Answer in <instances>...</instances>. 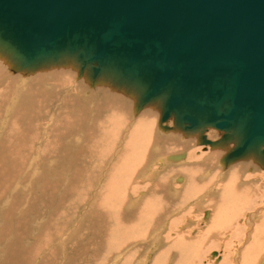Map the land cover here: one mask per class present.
Segmentation results:
<instances>
[{
    "label": "rangeland",
    "instance_id": "obj_1",
    "mask_svg": "<svg viewBox=\"0 0 264 264\" xmlns=\"http://www.w3.org/2000/svg\"><path fill=\"white\" fill-rule=\"evenodd\" d=\"M8 51L9 50L0 47V56H4V62L8 66L6 72L4 74L2 73V76L0 77L2 78L1 81H4L3 83L0 81V90L4 89V83H7L8 79H11L12 76L15 78V80L12 81L13 83H9V88H7V92H5L6 94L3 93L5 95L0 96V264H83L74 262L76 260L75 255L78 253L77 248H80L81 245L85 246V243L92 242L91 239H94L99 235H101L100 237L103 236L106 240L110 238V236L112 238L111 234H113V232L111 231V226L113 221H111V218L113 215L110 213L108 216L105 211H109L107 206H113L116 203V198L113 197V194L117 190H115L113 185H108L107 187H104V185L107 180H110V182L116 181V183H120V181L117 180L120 179L124 169H117L114 171L110 170L113 166V162L116 160V152H120L121 154L123 150L122 146H124V140L126 138L125 134L127 135L130 131L129 129V131L125 132L126 129L132 126L134 127L132 130H136L138 126H134V121L136 118L138 119L139 112L143 110L145 104L152 102L154 99L145 104H141L139 103L140 89L135 85H130V83L127 82H121L119 79L109 75L108 73H101L94 76L95 78L103 76L106 83H109L107 80H110V82L113 80L112 82L113 85L115 83V90L121 91V97H115L117 100L115 105L119 103L122 108L120 110V121L114 122V127L112 125L109 127L110 123H113L110 116L107 118V115H110L111 110L104 111V108L110 104L112 100L110 97L111 95H108L109 97H104L102 90L99 91L98 96L102 98L104 97L101 102V119L93 121L89 118L90 113L89 111L87 112V106L84 101L77 96L71 85L74 83V79L77 81L78 77L80 78L79 80L84 79V86H88L86 88V96H90L91 92H93L94 95L95 88L93 86V76L89 74L87 77L83 78L79 75L76 78L75 76L78 74L72 75V83L69 82L70 87L66 85L59 86L57 83L55 91L52 90V92L55 93L54 96L57 95L56 97H58L59 94L61 96L60 99H54L51 97L52 95L48 93L50 91L47 90L49 87L48 82L46 83L43 81L45 79L47 81L53 80L54 76L49 74L45 75V78H40L36 81L34 79L38 74L36 73V69L41 66L44 67L45 62L38 64L35 71L30 70L33 69L34 65H21L15 57H11L12 53L10 51L8 53ZM75 59H73V67H75L73 70L75 69L77 71L79 64V69H81L79 71L82 75L85 71L84 69L89 67L86 65L83 66L82 69L81 63L77 59V61H75ZM2 63L3 61L0 60V67ZM87 70L89 72V69ZM37 72H39V74L42 73V76L44 77L42 70L38 69ZM22 74L23 77L26 75L25 77L27 81L24 83L25 85L19 83L21 82V79L19 78ZM4 76L6 77L4 78ZM16 77L18 79H16ZM89 79L91 80L89 81ZM33 81L35 82L32 88L30 83ZM21 85L22 87H20ZM28 85L31 89L27 88L29 87ZM13 87L16 88L14 89ZM23 87L24 89L22 90ZM105 87H103V89ZM33 90L37 93L34 97H32L35 94ZM69 95L72 99L69 98L66 103L63 102L64 100L62 98H66ZM128 95H130V98ZM53 99L54 101L52 102ZM107 100H109V102ZM61 102H63V104ZM90 102L92 101L90 100ZM42 107L44 108L42 109ZM125 110L127 112H125ZM156 110L154 111L156 114L154 113L152 115L153 120H155L153 121L154 130L153 125L152 130L153 133L157 134L158 140H153L152 142H154V145L148 147L147 149L150 157L148 159L150 160L149 167L150 169H157L159 165H157L158 162L156 163V161L162 156H165L164 159H168L170 161L173 160V162H168L162 165L164 167L161 171H157L156 178L143 180L142 177L140 178V176H138L131 182V185L134 182V184L138 183L141 186L139 187V185H136L138 188H136V194H134L135 197L132 200L137 201L140 196L143 195L142 193H144L143 197L140 198V202L137 203V205L135 203V209L138 208L140 204H145L147 201L146 197V200L144 199V196H146L145 189H148V184L159 182L157 179L158 174H161L160 176L167 177V181H164L166 184L163 182L165 192L162 191V193L168 194L171 192V194L169 193L166 195L167 201L162 204L163 211L160 212L161 215L158 216L160 220L157 219L156 222H154V228L151 230L152 232H160L159 236H161V240L163 241H159L160 245H156V247H154V249L148 254L147 263L150 264L160 252H163L164 250L167 251L169 247V249H175L177 247L176 250H179L177 245L182 243L187 249L192 251L194 250L196 252V261H190V264H221L225 258L228 264H238L236 261L239 260V253L252 241L251 235L254 233V221L262 212H264V188H261L260 194L256 195L257 198H254L256 197L254 196L249 200L248 205H246V207L248 206L247 208H243L244 210L241 211L240 214V224L231 225L229 228H227V226H224V228L222 227L223 230L227 229L221 231V234H224L225 231H231V233L228 238L226 237L228 235H225L224 237L221 235V239L223 241L220 240V246L215 248L213 246L215 243H212L215 239H210L211 232L206 231L214 215L211 208L208 207L210 206L209 202L205 199L212 197L213 193L209 197L207 196L203 199V194L205 193L202 191L203 189H201L202 186L196 188L193 186L177 185L181 183L174 179L176 175H179L177 174L178 172L176 169L181 167L183 164L184 167L189 169L195 167V165L199 168L198 165L201 164L198 162L203 161L200 159L202 158L201 156L213 148V145L218 142H216V140L221 139L220 141L223 140L230 142V140L234 141V139L238 136L232 135L231 137L226 138L227 140H224L225 138L222 137L224 130L217 129L214 126H207L203 131L200 128L193 131L186 130L174 121L173 115L175 114L173 112L168 118L162 119V108ZM74 111L81 112L83 114L81 124L80 122L74 123L73 118H71V116L75 114ZM54 119L56 120L54 121ZM121 119L123 121H121ZM71 120L74 124H76L74 126L76 129L73 128V130H70L68 127ZM121 122H126V124ZM51 127H54V129L52 130ZM90 127L96 128L91 135L88 133L90 129H87ZM120 127H122V130H119L121 129ZM137 130L140 133L141 130L139 128ZM106 133H110L111 138L107 137ZM203 136L209 141L208 143L204 142ZM116 138L119 139L116 140ZM181 139L183 140L181 141ZM158 143L160 144V147H158ZM184 143L191 146V148L187 146V148L183 149ZM237 143H234L233 146L230 144V146L226 147L227 150L224 154L227 155ZM181 148L182 150H180ZM101 149L103 150L102 153ZM262 149L264 150V144L262 145ZM182 151L186 152V156L183 154L185 157L183 155V157L181 156L185 161H174V157L179 155ZM135 152L137 153L138 151ZM191 152L192 158L189 160ZM249 153L251 154V157H253V152L248 151L246 154L238 158L231 159L234 160L232 162L230 159H227V164H223L221 167L222 172H220V177H218L215 181H219L222 177L224 180V173L237 166L239 163L242 162V164H247L249 162V158H246L244 161H242V158ZM160 154L164 155L161 156ZM256 156L261 157L263 163L261 162V165L260 162L256 163L258 167H261V170L264 171V155L259 156V154H256ZM129 157L132 158V156ZM213 159L214 161H208L207 167L211 172H207V174L202 177L200 176V178L198 177L199 182L203 183L200 185L206 184L209 186L210 183L207 181L215 179L216 175H218L217 173L220 169V162H218L217 158ZM145 162L140 168L143 172L148 166V163ZM120 163L121 161H119L117 165H120ZM196 163H198V165ZM223 167H226V169L224 170ZM84 168H86L85 172ZM198 170L196 171L198 174L203 172L201 166ZM244 172L250 173V169L248 168ZM140 174L143 173L141 172ZM261 175L262 179H264V174ZM116 176L118 179L114 180L117 178ZM257 181L260 180L255 179V182ZM165 185L168 186L165 187ZM195 185L197 186V184ZM172 187L177 188L179 193L177 191L173 192V190H170ZM188 187H190V189L184 192V189ZM211 187L212 189L214 188L213 185H211ZM123 191L124 188L122 189V193ZM139 191H142L141 194ZM154 191L156 193H161V191L157 188L154 189ZM125 194L127 193H124V195ZM160 196L161 195H159V197ZM216 200L219 199L217 198ZM156 201L159 202L160 200L156 199ZM55 218L56 221H54ZM60 220H63V223H59ZM172 222L175 223L172 224ZM155 225H157V227ZM171 230L176 231L172 232ZM81 236H83L82 239ZM164 237L167 238L165 239ZM225 237L226 239L224 240ZM205 238H207V240ZM207 241L209 244L212 243L213 245L210 244L212 245L210 246L207 244ZM145 242L147 241H143L139 244L143 250L147 247V243ZM47 245L49 246L47 247ZM45 247H47V249ZM112 248L115 249V246ZM262 248H259L258 250L256 248L255 252H253L252 263L256 264L259 260H264V247ZM127 250L128 249H125L124 253H126ZM129 250H133V247ZM213 251H216V255H212ZM236 252L237 256L235 254ZM227 253L229 255H227ZM170 257L171 259L173 258L172 260H174L175 257L176 259L178 258L176 253H173ZM186 260L187 261L182 263L180 258L178 261H181L182 264H188L189 259ZM262 261L261 264H263Z\"/></svg>",
    "mask_w": 264,
    "mask_h": 264
},
{
    "label": "water",
    "instance_id": "obj_2",
    "mask_svg": "<svg viewBox=\"0 0 264 264\" xmlns=\"http://www.w3.org/2000/svg\"><path fill=\"white\" fill-rule=\"evenodd\" d=\"M0 46L23 66L76 57L141 104L161 98L162 119L237 135L226 159L264 155V89L240 80L250 67L264 82V0H0Z\"/></svg>",
    "mask_w": 264,
    "mask_h": 264
},
{
    "label": "bare ground",
    "instance_id": "obj_3",
    "mask_svg": "<svg viewBox=\"0 0 264 264\" xmlns=\"http://www.w3.org/2000/svg\"><path fill=\"white\" fill-rule=\"evenodd\" d=\"M2 47V46H0ZM5 51V50H4ZM24 51V50H23ZM9 53V51H8ZM13 55H11L12 57ZM6 58V57H5ZM10 59V57H9ZM8 59V60H9ZM14 59V58H13ZM60 59V61H59ZM73 59H75V57L73 56H63L61 58H57L56 61L55 60H47L45 61V65L44 67L41 66L40 70L43 71L44 73V77L42 76V73L39 74V72H37L38 69H36V67L38 66L37 65H34L33 66V69H30V70H34L36 69V73L37 76L34 78L35 81L37 79H40V78H45V75H49L51 74L52 76H54V79L53 80H48L47 81L46 79L43 80L45 81L46 83L48 82V89L47 90H50L48 93H50L51 97L54 98V99H60V94L58 97L54 96L55 93L52 92V90L55 91L56 89V84L58 83L59 86H62V85H66V86H69V82H71V79H72V75H75V74H78L76 75L75 77L77 78V76H81L83 78L87 77L89 74L91 75V71H90V67L87 68L89 69V72L87 69H84L85 71L82 73H80L79 69L80 68V65L78 64V68H77V71L73 70ZM0 60L3 61L1 67H0V77L2 76V73L4 74L8 68V66L5 64L4 62V56H0ZM17 60V59H16ZM58 61V62H57ZM75 61H77L75 59ZM13 62V61H12ZM19 62V61H18ZM8 63V62H7ZM82 67V66H81ZM83 69V67H82ZM28 70V71H30ZM83 71V70H82ZM81 71V72H82ZM259 71V70H258ZM30 73V72H29ZM8 74V73H6ZM12 74V73H10ZM9 75V74H8ZM110 75V74H109ZM26 75H24L23 77V74L22 76L19 78L21 79V82H19L20 84H24L27 80H26ZM29 76V74H28ZM92 76V75H91ZM6 76H4L5 78ZM9 77V76H8ZM11 77V76H10ZM23 77V78H22ZM29 78V77H28ZM94 79V88H95V91H94V95H93V92H89L91 95L90 96H86V92H87V87L88 86H84V79L82 80H79L80 78L78 77L77 78V81L74 79V83H72V87L74 88V92L77 94V96L84 101L85 105L87 106V112L89 111L90 115H89V118L91 120H95L96 119H101L100 117V113H101V102L103 100V98L105 96H108V95H111L110 97L112 98L110 104L107 105L105 108H104V111L105 110H111V113L110 115L108 114L107 115V118H109L108 116H110L113 120V123L109 125V127L113 124L114 122H117V121H120V110L122 109L120 104L118 103L117 105H115L117 103V100L115 99V97L117 96H120L121 94V91H117L115 90L114 86H115V83L113 85V80L110 82V80H107V82L109 83H106V80L103 79V76H100V77H92ZM110 78V77H109ZM2 78H0V81H1ZM16 79H18L16 77ZM15 78H13V76L11 77V79H8L7 83H4V89L3 90H0V96L2 95H5L7 92V88H9V83H11L12 81H14ZM42 80V79H41ZM79 80V81H78ZM91 79H89L90 81ZM241 84H242V87L243 89H245L246 92H254V91H258V92H261L262 89H264V82L261 81V78L259 76V74L255 71H253L252 69H250V67H248V69L244 70L243 71V74L241 75ZM20 81V80H19ZM30 81V80H29ZM33 81L31 84L32 88L34 86V82ZM76 81V82H75ZM86 81V80H85ZM2 83L4 81H1ZM13 83V82H12ZM88 83V82H87ZM7 84V85H6ZM16 84V83H15ZM76 84V86H75ZM89 84L91 85V83L89 82ZM122 84V83H121ZM25 85V84H24ZM23 85V86H24ZM39 85V83H38ZM106 87H105V86ZM119 85H120V82H119ZM125 85V84H124ZM131 85V84H130ZM129 85V86H130ZM16 86V85H15ZM29 86V85H28ZM44 86V85H43ZM105 87L103 89V87ZM127 86V85H126ZM22 87V85L20 86ZM19 87V89H20ZM70 87V86H69ZM102 87V88H101ZM14 88V87H13ZM16 88V87H15ZM14 88V89H15ZM29 89V87H27ZM45 88V87H44ZM63 88V87H62ZM123 88V87H121ZM220 87H215L212 89H209L210 90V93H211V96L214 97L216 96L217 94V91L219 90ZM24 89V87L22 88V90ZM126 89V87H125ZM136 89V88H135ZM21 90V89H20ZM102 90V93L104 95V97H99L98 96V93L99 91ZM131 90V89H130ZM129 90V91H130ZM35 92V94L32 96L34 97L37 93L35 90H33ZM41 91V90H40ZM65 91V90H64ZM70 91V90H69ZM89 91V90H88ZM126 91V90H125ZM16 92V90H15ZM27 92V91H26ZM32 92V93H34ZM5 93V94H3ZM31 93V92H30ZM128 93V92H127ZM15 94V93H14ZM19 94V93H18ZM46 94V93H45ZM72 94V93H71ZM70 94V95H71ZM134 94V93H133ZM12 95V94H11ZM17 95V94H16ZM63 95V94H62ZM68 96V97H64L62 98L64 101L63 102H67L69 100V98H71V96ZM124 95V93H123ZM18 96V95H17ZM64 96V95H63ZM66 96V95H65ZM4 97V96H3ZM74 97V96H73ZM109 97V96H108ZM121 97V96H120ZM128 97L130 98V95H128ZM14 98V96H13ZM49 98V96H48ZM46 98V99H48ZM136 98V97H135ZM54 99L52 100V102L54 101ZM72 99V98H71ZM108 99V98H107ZM119 99V98H118ZM4 100V99H3ZM12 100V99H11ZM15 100V99H14ZM37 100V99H36ZM90 100L92 102H90ZM1 101V99H0ZM49 101V100H48ZM109 102V100H107ZM4 102V101H3ZM47 102V100H46ZM51 102V100H50ZM56 102V101H55ZM63 102H61L63 104ZM125 102V101H124ZM48 103V102H47ZM70 103V102H69ZM83 103V104H84ZM127 103V102H126ZM125 103V104H126ZM136 103V102H135ZM1 104V103H0ZM58 104V103H57ZM11 105V104H10ZM46 105V104H45ZM51 105V104H49ZM66 105V104H65ZM76 105V104H75ZM140 105V104H139ZM67 106V105H66ZM128 106V105H127ZM1 107V106H0ZM76 107V106H75ZM125 107V106H124ZM41 108V107H40ZM44 107H42L43 109ZM77 108V107H76ZM128 108V107H127ZM126 108V109H127ZM130 108V107H129ZM159 108H162V99L159 98V99H154L152 102L148 103V104H145L144 107H143V110H141V112H139V116H138V119L136 118V120L134 121V126H138L136 128V130H132L134 129V127H129L128 129L123 130L125 132L130 131L127 133V135L125 134L126 138L124 140V146L123 147V150L120 154V152H116V160L113 162V166L111 167V171H114V170H117V169H124L123 170V173L120 177L119 180L118 177L115 178L114 180H117V181H120V183H116V181H113V182H110V180H107L106 184L104 185V187H107L108 185H113L115 187V190H117L114 194H113V197L116 198L115 200V204L112 206H107V208L109 209V211H105V213L109 216V214L111 213L113 216L111 218V221H113V224L111 226V231L113 232L112 235V238L110 236V238H108L107 240L102 236L100 237L101 235L99 236H96L94 239H91L92 242H88V243H85L86 245L83 246L81 245L80 248H77L78 249V253L75 255L76 256V260L74 262L76 263H83V264H110V263H114V264H148L147 263V260H148V254L154 249V247H156V245L158 246L159 244V241H163L161 240V236H159V233L160 232H152L151 230H153L152 228H154V222H156L159 215H161L160 212L163 211V208H162V204H164L167 199H166V195H168L169 193L171 194V192H169L168 194H165V193H162V191L165 192V188H164V185H163V182L167 181V177L166 176H160L158 174V180L159 182H154V183H150L148 184V189H145V195L144 196V199L146 197L147 201L145 202V204H140L138 206V208L135 209L137 203L140 202V198L143 197L144 193H142L143 195L140 196V198L137 200V201H134L132 200L136 194V185H139L138 183L133 184L131 185V182L132 180L134 181L136 178L135 177H138L140 176V178L142 177V179H153V178H156V174H157V171H161V169L164 167L162 165L168 163V162H173V160H168V159H164V157L162 155L164 154H160L162 157H159L156 161V163L158 162L157 165H159V167L157 169H150L149 167V164H150V160H148L150 157L148 155V147L154 145V142H152L153 140H158L157 138V134L156 133H153V130H154V122L155 120H153L152 118V115L155 113L154 111L156 109H159ZM69 109V108H68ZM72 109V108H71ZM82 109V108H81ZM103 109V108H102ZM57 110V109H56ZM59 111V110H58ZM77 111V109H76ZM75 112V114H73L71 116V118H73V121L74 123L75 122H80V124L82 123V117H83V114L81 112ZM81 111V110H80ZM85 111V110H84ZM143 111V112H142ZM157 111V110H156ZM2 112V111H1ZM125 112H127L125 110ZM57 113V111H56ZM71 113V112H70ZM137 113V112H136ZM55 114V113H54ZM156 114V113H155ZM17 115V114H16ZM36 115V114H35ZM127 115V114H126ZM125 115V117H126ZM172 115V113H171ZM32 116V115H31ZM87 116V115H86ZM129 116V114H128ZM132 116V114H131ZM174 116V115H173ZM53 118V116H52ZM63 118V117H62ZM88 118V117H87ZM56 119H57V116H56ZM54 119V121L56 120ZM105 119V118H104ZM103 119V120H104ZM127 119V118H126ZM107 120V119H106ZM125 120V119H124ZM52 121V120H51ZM90 121V120H89ZM99 121V120H98ZM97 121V122H98ZM102 121V120H101ZM121 121H123L121 119ZM49 122V121H48ZM53 122V121H52ZM58 122V121H57ZM110 122V121H109ZM160 122V121H159ZM72 122V120L70 121L68 127L70 128V130H73L74 126L76 124H74ZM123 123V122H121ZM1 124V123H0ZM52 124V123H51ZM55 124V123H54ZM59 124V123H58ZM57 124V125H58ZM85 124V123H84ZM123 124H126V122H124ZM130 124V123H129ZM91 125V124H90ZM89 125V126H90ZM93 125V124H92ZM152 125H153V130H152ZM59 126V125H58ZM81 126V125H80ZM99 126V125H98ZM108 126V125H107ZM120 126V124H119ZM127 126V125H126ZM162 126V125H161ZM164 126V125H163ZM50 127V125H49ZM55 127V126H54ZM54 127H51V129L53 130ZM100 127V126H99ZM114 127V126H113ZM169 127V126H168ZM176 127V126H175ZM94 128V127H93ZM87 128V129H90L88 131V133L93 134L94 130L96 128ZM98 128V127H97ZM121 129L119 130H122V127H120ZM140 129V133L137 129ZM166 128V126H165ZM170 128V127H169ZM217 128V127H215ZM76 129V128H74ZM113 129V128H112ZM118 129V128H117ZM124 129V128H123ZM162 129V128H161ZM184 129V128H183ZM217 129H220V128H217ZM118 130V131H119ZM50 131V130H48ZM81 131V130H80ZM163 131V130H162ZM169 131V130H168ZM53 132V131H52ZM51 132V133H52ZM96 132V131H95ZM103 132V131H102ZM107 132V131H106ZM188 132V131H187ZM112 133V132H111ZM115 133V132H114ZM164 133V132H163ZM54 134V133H53ZM72 134V133H71ZM101 134V133H100ZM105 134V133H104ZM116 134V133H115ZM121 134V133H120ZM52 135V134H51ZM75 135V134H74ZM103 135V134H102ZM111 134L110 133H106V136L107 137H110ZM223 135V134H222ZM79 136V135H78ZM82 136V135H81ZM85 136V135H84ZM117 136V134H116ZM162 136V135H161ZM171 136V135H170ZM28 137V136H27ZM120 137V136H118ZM124 137V136H123ZM169 137V136H168ZM201 137V136H200ZM58 138V137H57ZM95 138V137H94ZM186 138V137H184ZM119 139V138H118ZM116 138V140H118ZM188 139V137H187ZM238 137L236 139H234V141L230 140V142H227V141H220V140H216L217 143H215V145H213V148H211L208 152L204 153L200 158L202 159L203 161H200L198 162L199 164L201 165H198V163H196L199 168L201 166L202 168V171L200 174H198V172H196L199 168L195 165V167H192V168H186L184 167L183 165L181 167H179L177 170V174L179 175H176L174 177V179L177 181V182H180L181 184H177V185H184V186H193V187H199V186H202L201 189H203L202 191L205 193L203 194L204 197L203 199H205L207 196L209 197L212 193H213V196L212 197H209V198H206L205 200L207 202H209L211 210L213 212V215L214 217L212 218L211 222L209 223L210 225H208L206 231H210L211 232V235H210V239L214 238L215 242L213 241L212 244L215 248H217L218 246H220V240L223 241L221 239V235L222 237H224L225 235H228L226 236L227 238L229 237V234L231 233L228 232V231H225L224 234H221L222 232L221 231H224L226 230L227 228H229L231 225H236V224H240V214H241V211H243L246 207V205H248L249 203V200L252 199L254 196H256L257 194H260V191H261V188L263 189L264 188V179H262V175L261 174H264V171L261 170V167H258L257 163L256 162H260V165H261V157H258L256 156V152L255 151H252L253 152V157H251V154H247L245 155L242 159V161H244L246 158H249L248 159V163L247 164H242L239 163L237 166L231 168L229 171L227 172H223L224 173V177L225 179L223 180V177L219 180V181H215L218 177H220L221 173L222 172V165L223 164H227L226 161L228 162L227 159H225V151L227 150L226 147L230 146V144H233L234 143H237L238 142ZM173 140V138H172ZM171 140V141H172ZM183 139H181L182 141ZM224 140H227V139H224ZM88 141V140H87ZM100 141V140H99ZM164 141V140H163ZM118 142V141H117ZM168 142V141H167ZM209 141L207 140L205 143H208ZM100 143V142H99ZM116 143V142H115ZM74 144V143H73ZM111 144V143H110ZM159 144V143H158ZM194 144V143H193ZM212 144V143H211ZM210 144V145H211ZM87 145V144H86ZM108 145V144H107ZM120 145V144H119ZM118 145V146H119ZM163 145V144H162ZM110 146V145H109ZM117 146V147H118ZM156 146V145H155ZM188 144H185L183 145V149L187 148ZM97 147V146H96ZM107 147V146H106ZM115 147V148H117ZM160 147V144L159 146ZM162 147V146H161ZM189 148H191V146H188ZM212 147V146H211ZM24 148V147H23ZM86 148V147H85ZM102 148V147H101ZM138 148V149H137ZM157 148V147H156ZM154 149V147H153ZM120 150V149H119ZM182 150V148L180 149ZM191 150V149H190ZM102 149H101V153H102ZM117 151V150H116ZM121 151V150H120ZM135 151H138L137 153ZM157 151V150H156ZM100 152V151H99ZM98 152V153H99ZM172 152V151H171ZM104 153V152H103ZM186 152H181L179 155L175 156L174 157V161H177V162H184L185 160L182 159V157L185 155ZM96 154V153H95ZM153 154V153H152ZM184 154V155H183ZM37 155V154H36ZM154 155V154H153ZM183 155V156H182ZM102 156V155H101ZM118 156V157H117ZM129 156H132L129 157ZM182 156V157H181ZM186 156V155H185ZM184 156V157H185ZM259 156H262L259 154ZM71 158V157H70ZM192 158V152L190 153L189 155V160ZM213 158H217L218 162L219 163V172L217 173L218 175H216L215 179L213 180H208L207 182L210 183V185H200V184H203V183H200L199 182V178L200 176L202 177L203 175L207 174V172H211L210 170H208V161H214ZM37 159V158H36ZM105 159V158H104ZM103 160V159H102ZM231 160V159H230ZM229 160V162H230ZM261 160V161H260ZM117 161V163H116ZM121 161L120 165H117L118 162ZM147 162L148 163V166L146 167L147 169H145V171L143 172L142 169H140L143 165L144 162ZM234 161V160H231V162ZM145 162V163H146ZM230 162V164H231ZM238 162V161H237ZM189 163V162H188ZM263 163V162H262ZM229 164V166H230ZM29 165V164H28ZM154 165V164H153ZM167 166H170V165H167ZM244 166V167H243ZM263 166V165H262ZM152 167V166H151ZM227 167V165H226ZM226 167L224 168V170L226 169ZM93 168V167H92ZM174 168V167H173ZM250 169V173L247 172L245 173L244 171L246 169ZM264 168V167H263ZM84 172L86 171V168H84ZM165 169V168H164ZM169 169V168H168ZM166 171V170H165ZM199 171V170H198ZM249 171V170H248ZM143 173V174H140V173ZM164 172V171H163ZM216 172V171H214ZM167 173V172H165ZM164 173V174H165ZM140 174V175H139ZM181 174V175H180ZM199 175V176H198ZM210 175V174H208ZM207 176V175H206ZM199 177V178H198ZM205 177V176H204ZM211 177V176H210ZM178 178V179H177ZM256 180H260V181H257L255 182V179ZM212 179V178H211ZM155 180V179H154ZM156 180V181H158ZM112 181V180H111ZM141 181V180H140ZM164 182V183H165ZM116 183V184H115ZM166 184V183H165ZM197 184V186L195 185ZM169 185V184H168ZM168 185H165L168 186ZM195 185V186H194ZM211 185H213V189L211 187ZM163 186V187H162ZM208 186V187H207ZM139 187H141L139 185ZM124 188V191L122 193V189ZM159 189L161 191V193L157 194L154 189ZM207 188V189H206ZM112 189V188H111ZM168 189V188H167ZM182 189V188H181ZM188 189H190V187L184 189V192H186ZM206 189V191H205ZM228 189V190H227ZM170 190H173L174 191H177L178 192V189L177 188H170ZM169 190V191H170ZM183 190V189H182ZM108 191V189H107ZM129 191V192H128ZM192 191V190H191ZM140 192V191H139ZM142 192V191H141ZM140 192V194H141ZM176 192V193H177ZM124 193H127L124 195ZM179 193V192H178ZM200 193V192H199ZM159 195H161L159 197ZM183 195V194H182ZM196 196V195H195ZM219 200H216L217 198ZM254 198H257L254 197ZM145 199V200H146ZM156 199L160 200L159 202L156 201ZM202 199V200H203ZM136 200V199H135ZM150 201V202H149ZM136 203V205H135ZM158 203V204H157ZM133 207V208H131ZM206 207V206H205ZM248 207V206H247ZM246 207V208H247ZM165 209V208H164ZM204 209V208H203ZM252 214V213H251ZM166 215V214H165ZM164 215V216H165ZM243 217V216H242ZM93 218V217H92ZM40 219V218H39ZM53 220V219H52ZM160 220V219H159ZM158 220V221H159ZM51 221V220H50ZM56 221V218L55 220ZM248 221V220H246ZM59 223H63V220H60ZM91 223V221H90ZM175 222H172V224H174ZM162 224V223H161ZM47 225V224H46ZM52 225V224H51ZM248 225V223H247ZM90 226V225H89ZM153 226V227H152ZM157 227V225H155ZM224 226H227L226 229L223 230ZM160 227V225H159ZM158 227V228H159ZM223 227V228H222ZM252 227V226H251ZM209 228V230H208ZM238 228V227H236ZM235 228V229H236ZM157 229V228H155ZM193 229V228H192ZM222 229V230H221ZM96 230V229H95ZM247 230V229H246ZM251 230V229H250ZM172 232L173 231H176V230H171ZM65 232V231H64ZM238 232V230H237ZM253 232L252 233L253 235H251L250 237L252 238V241L250 242V244H247L243 250L239 253L238 257H239V260L236 261V263L238 262V264H254L252 263V258H253V252H255L256 248L257 250L259 248H262L264 247V212H262L260 214L259 217H257L254 221V227H253ZM170 233V231H169ZM250 233V232H249ZM248 233V234H249ZM91 234V233H90ZM179 234V233H178ZM186 235V234H185ZM152 236V237H151ZM163 236V235H162ZM87 237V236H86ZM226 237L224 238V240L226 239ZM259 237V238H257ZM83 238V236H81V239ZM89 238V237H88ZM115 238V239H114ZM165 238V237H164ZM167 238V237H166ZM165 238V239H166ZM176 238V237H174ZM87 239V238H86ZM207 240V238H205ZM168 240V239H167ZM173 240V239H172ZM194 240V239H193ZM56 241V240H55ZM89 241V240H88ZM143 241H147L145 243H147V247L146 249H142V247H140V243H142ZM209 241V240H208ZM207 241V244H209V242ZM139 242V243H137ZM225 242V241H224ZM253 242V243H252ZM78 243V242H77ZM81 244V243H79ZM209 244V245H210ZM160 245V244H159ZM210 245V246H212ZM49 245H47L48 247ZM115 246V249H113L112 247ZM178 246V249L179 250H176V248H172V249H167L164 250L163 252H160L158 254V256L150 263V264H182L184 261H187L186 259H189V263L190 264L191 262L190 261H194L196 256V252L193 250H190V249H187L185 247V245H183L182 243H179ZM261 246V247H259ZM47 247H45L47 249ZM133 247V250H129ZM125 249H128L126 251V253H124V250ZM263 249V248H262ZM51 252V251H50ZM139 252V253H138ZM227 252V251H226ZM239 252V251H237ZM237 252L235 253L236 256H237ZM173 253H176L177 255V259L175 257L174 260L171 259V255ZM229 253V252H228ZM227 253V255H229ZM260 254V253H259ZM226 255V256H227ZM187 256V257H186ZM225 256V257H226ZM165 257V258H164ZM174 257V256H173ZM71 258V257H70ZM181 258V261H178L179 259ZM69 259V258H68ZM138 259V260H137ZM70 261V260H69ZM196 261V260H195ZM255 261V260H254ZM261 261L262 260H259V262H256L258 264H261ZM68 262V260H67ZM255 262V263H256ZM263 264H264V260L262 261ZM66 263V262H65ZM227 263V260L226 258L223 260V262L221 264H226ZM256 263V264H257ZM42 264V263H41ZM68 264V263H67ZM228 264V263H227Z\"/></svg>",
    "mask_w": 264,
    "mask_h": 264
}]
</instances>
